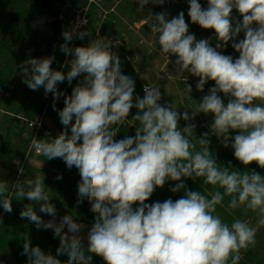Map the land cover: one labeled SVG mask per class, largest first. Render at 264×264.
Returning <instances> with one entry per match:
<instances>
[{
	"label": "clouds",
	"instance_id": "obj_1",
	"mask_svg": "<svg viewBox=\"0 0 264 264\" xmlns=\"http://www.w3.org/2000/svg\"><path fill=\"white\" fill-rule=\"evenodd\" d=\"M164 3L136 0V10ZM187 3L190 21L213 30L214 44L213 37L198 40L190 33L183 11L171 18L167 11L149 14L160 51L175 57L177 74L198 78L201 92L214 81L191 110L162 104L158 86H144L143 97L135 95V80L122 70L107 38L98 35L87 45L70 46L92 35L80 24L62 32L59 51L72 57L61 66L67 71L53 69L55 55L29 57L17 65L30 90L43 88L46 97L52 95L63 126L56 136H33L30 149L78 170L76 204L87 201L94 214L82 235L85 225L72 214L57 221L45 176L20 170L14 181L0 179L3 212L13 211V200H27L21 219L51 230L59 240L53 255L33 246L29 237L23 239L27 264H93L94 256L103 264H239L242 250L255 245L256 228L243 219L225 222L217 207L228 198V209L244 207L264 225V175L248 168L255 163L264 169V0H207V7L199 0ZM229 44L237 57L221 51ZM183 78L191 93L188 75ZM73 80L78 83L70 95L59 90V84L72 85ZM61 97L64 107L57 110ZM201 114L210 116L211 123L197 138L192 121ZM125 122L135 129L133 136H118ZM212 137L233 150L243 170L218 162L210 148ZM185 179L201 181L203 191L189 189ZM170 181L175 182L172 193L183 191L180 198L146 203Z\"/></svg>",
	"mask_w": 264,
	"mask_h": 264
},
{
	"label": "rangeland",
	"instance_id": "obj_2",
	"mask_svg": "<svg viewBox=\"0 0 264 264\" xmlns=\"http://www.w3.org/2000/svg\"><path fill=\"white\" fill-rule=\"evenodd\" d=\"M199 2L203 7H207V0ZM78 4L85 6L83 12H76ZM109 10L111 11L108 12ZM149 11L152 14L167 11L170 18L183 11L190 33L195 34L198 40L213 37V44L215 43L213 30L202 29L190 21L187 15V0H165L163 5L149 4L143 12L136 10V0H0V88L3 90L0 96V154L4 148L0 157V179L14 181L20 170L30 177L38 175L34 169L38 167L34 162L45 160L44 157L32 155L23 163L30 134L19 128L14 116L23 114L27 118H34L46 111V126L57 131L55 136L63 130L58 112L52 107V95L48 94L46 97L43 88L38 91L30 90L22 82L24 77L17 65L29 57L55 55L53 69L67 71V68L61 66L72 57L60 52L59 46L64 43L62 32L70 28L71 22L72 27L77 21L78 24L82 21L84 25L80 27L81 30L86 29L92 35L83 40L74 39L70 46L87 45L90 39L98 35L112 42V50L119 56L122 70L135 80V95L143 97L144 86H158L164 98L162 100H166V95L170 101L176 100L178 95L187 101L190 97L200 100L201 97L197 98L194 91L189 93L183 77L188 75L187 84L191 85V88L192 84L196 85L198 78L187 73L183 76L177 74L175 57L160 51L157 34L152 31L153 21ZM233 15L238 14L234 11ZM240 38H243V34ZM54 42L58 45L57 49L53 48ZM221 51L225 55L238 56L231 44ZM161 67L166 68L164 72H161ZM155 75H159L157 78L160 85L155 84ZM77 83L78 80H73L72 85H68L65 81L59 84L58 88L70 95L72 87ZM212 84L209 81L204 90ZM63 107L61 97L56 101V108L58 110ZM173 107L179 111L184 110L178 102ZM47 183L45 181L46 186ZM73 198L77 200V193ZM85 208L89 210L90 205ZM0 217L1 232L7 225L10 213H4L0 207ZM249 249L258 260H264V233L256 236L255 245ZM239 264L246 263L241 260Z\"/></svg>",
	"mask_w": 264,
	"mask_h": 264
},
{
	"label": "crops",
	"instance_id": "obj_3",
	"mask_svg": "<svg viewBox=\"0 0 264 264\" xmlns=\"http://www.w3.org/2000/svg\"><path fill=\"white\" fill-rule=\"evenodd\" d=\"M85 6L78 4V7L75 8L76 12L78 13L83 12ZM112 10V9H111ZM109 10L108 12H110ZM79 12V13H80ZM72 23V22H71ZM71 23L69 24L71 27ZM116 41V40H115ZM120 46V43H119ZM58 45L56 42L53 43V48L57 49ZM166 68L161 67V72H164ZM153 73V72H152ZM154 76V75H152ZM156 78L155 84L160 85V81L157 78L159 75H155ZM213 83L212 85H209L206 90L203 92L198 91L196 89V85L192 84V91L195 92V95L197 98L202 97L203 95H206L208 92V89L212 86H214V81H211ZM178 89V88H176ZM163 98V95H162ZM195 98V97H194ZM193 97H190V99L187 101L183 96L178 95L176 97V100H169V97L166 95V100H161L162 104H168L171 103L172 106H175L176 103H180V106L184 109L180 112H183L188 109H192L196 106L198 103V100H194ZM164 99V98H163ZM132 109L131 114H135L136 110ZM131 116L129 117V119ZM197 125L195 129V135L197 138L200 137V135L204 132L209 131L208 125L211 123V117L205 116L201 114L200 116L196 117L194 121H192ZM181 126L184 125V121L180 122ZM47 127V126H46ZM130 126L125 122L122 125H119V133L118 136L122 135H129L133 136L135 134L134 128H129ZM49 128V127H47ZM54 130V129H53ZM54 132L57 133L55 130ZM55 133V134H56ZM11 141L12 139H8ZM4 147V146H3ZM211 150H213V155L217 156V160L219 163L224 164L227 166L228 162H231V164L234 167L240 168L243 170V165L239 163L234 158L233 150L231 148H225L223 145H221L215 137L211 138ZM3 151L1 153H4V148H2ZM1 149V150H2ZM0 154V157L2 156ZM40 158V157H39ZM43 160V159H42ZM52 162V163H51ZM34 165L38 168L36 169L38 175L43 178L45 176V181L48 183L47 191L52 199V203L56 205L57 208V221L60 217H62L65 214H72L73 216L77 217L79 222H82L85 225V230L82 233V235L86 236L87 228L91 226L94 220V214L88 210L85 207H88L87 201H84L83 204H80L77 206L76 199L73 198L74 194L77 193V182L80 180V176L78 173V170L75 168H72L69 170L63 160H50V161H35ZM250 169H255L257 172H260L262 175H264V169L259 168L255 163L248 166ZM61 175L62 179L57 180V175ZM185 184L187 187L191 190H201V181L197 180L196 182H193L191 179H185ZM175 182H168L165 184L163 188H157L153 195L150 197L146 203H153L156 201L163 202L164 200L171 198L174 201L180 196L183 195V191L178 193H172L170 191V188L173 187ZM209 191L212 190V186H205ZM207 195V192H205ZM28 203L27 200L24 201H12L13 211L10 213V217L7 221V225L4 228L3 231L0 232V264H14V258L15 253L23 251V239L30 238L31 243L33 246L39 245L43 250L45 251H51L53 255H55L56 248L58 247L59 240L58 238L53 237V232L51 230H43V229H37L34 224H31L26 219H21L19 213L22 210L24 204ZM86 203V204H85ZM228 204V198H225L224 206H218L217 212L221 215L222 219L231 224L235 219H243L249 221L251 226L256 228V236L261 235L264 233V225H261L258 223L259 217L256 213H253L252 211L241 207L235 210H230L227 208ZM44 220L52 219V217L45 215L43 213H39ZM53 238L50 240V238ZM250 248V247H249ZM243 249L242 250V261L246 262L245 256L247 253H249L250 249ZM252 250V249H251ZM252 253V252H250ZM254 254V253H253ZM62 261H65L67 259L66 256L59 257ZM93 264H103V261L99 257H93Z\"/></svg>",
	"mask_w": 264,
	"mask_h": 264
},
{
	"label": "built area",
	"instance_id": "obj_4",
	"mask_svg": "<svg viewBox=\"0 0 264 264\" xmlns=\"http://www.w3.org/2000/svg\"><path fill=\"white\" fill-rule=\"evenodd\" d=\"M81 22L82 21H80V23ZM83 25L84 23H81L80 27ZM2 94H3V90L0 88V96ZM14 118H16L18 122L19 128L30 134L29 143L24 154L23 163L26 162L32 155L36 157H43V156H37L35 154L34 149H30V144L33 136H36L38 138H43L46 133H50L52 136H55L54 130H51L50 128L46 127V111L37 114L34 118H27L23 114H17L16 116H14ZM26 155L28 156V159ZM53 160H59V159H53Z\"/></svg>",
	"mask_w": 264,
	"mask_h": 264
},
{
	"label": "trees",
	"instance_id": "obj_5",
	"mask_svg": "<svg viewBox=\"0 0 264 264\" xmlns=\"http://www.w3.org/2000/svg\"><path fill=\"white\" fill-rule=\"evenodd\" d=\"M50 240L53 238L49 237ZM23 251L15 253L14 264H27V257L22 254ZM247 264H264V260H258L253 253H247L245 256Z\"/></svg>",
	"mask_w": 264,
	"mask_h": 264
}]
</instances>
